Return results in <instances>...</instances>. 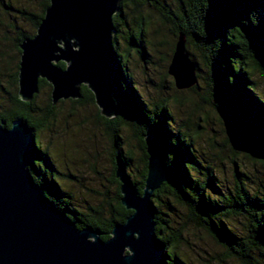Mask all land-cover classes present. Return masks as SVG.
I'll return each instance as SVG.
<instances>
[{"label":"trees","instance_id":"1","mask_svg":"<svg viewBox=\"0 0 264 264\" xmlns=\"http://www.w3.org/2000/svg\"><path fill=\"white\" fill-rule=\"evenodd\" d=\"M48 5L49 0H41L38 14L29 15L31 34H20L15 40L18 57V46L34 36ZM143 6L157 13L161 26L172 29L174 45L178 34L184 35L185 50L195 65L197 80L187 92L201 94V84L208 103L224 121L229 137L249 146L255 163L264 168V94L259 93L254 80L256 74L264 77V0H121L119 12L112 18L117 74L116 90L112 95L117 115L105 119L97 111V119L102 122L115 160L111 182L116 186V195L106 206L101 203L95 208L87 207L83 212L75 205L66 184L71 175L60 170V150L51 151V145L44 144L42 139L55 121L56 106L67 102L71 105L94 104L93 96L85 86L81 87V98L77 100L52 105L49 95L46 106L40 108L36 103L37 93L31 102H22L17 96V61L9 82L11 92H5L7 90L0 86V91H4L9 100L8 106L0 109V124L7 129L17 120L27 124L33 138L32 166L28 168L34 183L77 230L91 227L99 231L102 241L110 238L115 224H123L132 214L119 201L120 185L114 176L116 164L123 165L138 193L142 194L147 162L144 138L153 134L162 147L171 177V182L162 184L151 197L155 235L164 247L163 264H189L180 252L187 243L183 238V227H177L173 220L177 217L175 207L184 209V222L203 230L224 250L226 258L240 264H264L262 180L255 175L248 176L243 162L233 161L232 184L223 187L214 172L213 167H216L212 163L205 166L197 155L198 139L204 128L198 123L193 124L190 118L177 121L170 109L171 105L181 106L186 100L164 97L155 102L146 101L130 79L125 64L128 54L119 53L118 35L129 31L123 39L124 44L136 50L143 61L147 59L148 54L141 43L144 28L149 29L152 22L150 16L143 17L138 10ZM0 7L10 9L4 0H0ZM126 18L130 19V24ZM58 66L64 68L63 63ZM38 86L39 91L46 88L50 93L51 87L45 81L39 80ZM171 86L175 89L173 83ZM208 117L205 114L203 123H207ZM128 135L136 141L139 154L136 174L132 168L135 153L129 146Z\"/></svg>","mask_w":264,"mask_h":264},{"label":"water","instance_id":"2","mask_svg":"<svg viewBox=\"0 0 264 264\" xmlns=\"http://www.w3.org/2000/svg\"><path fill=\"white\" fill-rule=\"evenodd\" d=\"M121 0H49L32 38L20 43L17 96L31 102L39 80L50 85L52 105L81 98L85 86L100 116L112 119L117 105L112 18ZM64 64V68L58 66ZM167 75L178 91L197 84L195 65L178 34ZM32 130L23 120L0 124V264H163L164 247L155 235L152 194L170 183V171L156 137L144 138L146 178L139 194L123 165L114 176L120 204L132 214L112 227L107 241L91 227L77 230L34 183Z\"/></svg>","mask_w":264,"mask_h":264},{"label":"rangeland","instance_id":"3","mask_svg":"<svg viewBox=\"0 0 264 264\" xmlns=\"http://www.w3.org/2000/svg\"><path fill=\"white\" fill-rule=\"evenodd\" d=\"M4 2L10 5V9L0 7V86L7 90L5 92H11L9 82L19 61L15 40L20 34H31L32 21L29 15L38 14L41 0H4ZM138 10L143 17H151V27L144 28L145 36L141 43L148 57L143 61L136 50L124 44L123 39L125 40L129 31L126 33L123 31V35H118L120 45L118 50L120 54L122 52L128 54L126 68L140 95L146 101L154 102L164 97H179L186 100L185 104L171 105L170 109L177 121H186L190 118L193 124L198 123L204 128L198 139L197 155L205 166L207 164L211 166L212 163L216 167H213L214 172L223 187L227 188L232 184L233 161L243 162L246 166L244 172L248 176H258L264 183V168L255 163L249 146L229 137L224 121L208 103L202 85L200 84L201 94L173 89L172 78L166 74L175 42L172 29L169 26H161L160 19L153 9L143 6ZM126 22L131 23L129 18H126ZM254 80L259 93L263 95L264 77L256 74ZM49 95L46 88L39 91L37 106L44 108ZM8 102L6 93L0 91V109L6 108ZM97 111L95 104L89 102L80 105H71L67 102L56 106L55 121L42 135L43 143L51 145V151L60 150V170L71 175L66 183L69 185L67 191L71 193L75 205L83 212L87 207L95 208L101 203H105L106 206L116 195V186L111 182L114 154L110 152L108 136L102 122L97 119ZM205 114L209 116L207 123H203ZM127 139L135 153L132 168L136 174L140 165L136 141L131 135H128ZM175 208L177 217L173 220L177 223V227H183V238L187 243L180 251L185 261L189 264H240L234 259L226 258L224 250L203 230L185 223L182 219L186 215L184 209Z\"/></svg>","mask_w":264,"mask_h":264},{"label":"bare ground","instance_id":"4","mask_svg":"<svg viewBox=\"0 0 264 264\" xmlns=\"http://www.w3.org/2000/svg\"><path fill=\"white\" fill-rule=\"evenodd\" d=\"M118 87V86H117Z\"/></svg>","mask_w":264,"mask_h":264}]
</instances>
